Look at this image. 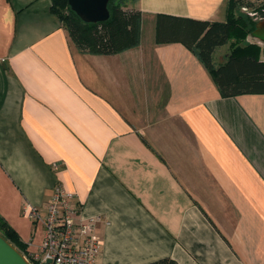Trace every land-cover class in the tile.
<instances>
[{
    "label": "crops",
    "instance_id": "0c3cea01",
    "mask_svg": "<svg viewBox=\"0 0 264 264\" xmlns=\"http://www.w3.org/2000/svg\"><path fill=\"white\" fill-rule=\"evenodd\" d=\"M229 1L127 0L140 43L100 55L51 0H0V216L27 253L44 231L23 207L60 185L97 218L93 264H264V93L224 96L185 45L156 42L159 15L225 21Z\"/></svg>",
    "mask_w": 264,
    "mask_h": 264
},
{
    "label": "trees",
    "instance_id": "16d2710c",
    "mask_svg": "<svg viewBox=\"0 0 264 264\" xmlns=\"http://www.w3.org/2000/svg\"><path fill=\"white\" fill-rule=\"evenodd\" d=\"M51 1V11L60 19L71 42L81 52L111 55L140 43L142 12L135 8H124L127 0H109V18L100 22H84L70 9L67 0ZM244 6L264 16V0H230L225 21L159 15L156 42H180L185 45L211 72L224 96L264 93V59L260 58V47L245 42L256 22L241 13H235L236 9ZM230 40L233 41L229 54L223 62L215 64V50ZM0 234L26 255V244L1 216ZM148 264L178 263L166 257Z\"/></svg>",
    "mask_w": 264,
    "mask_h": 264
},
{
    "label": "built area",
    "instance_id": "2783aa9c",
    "mask_svg": "<svg viewBox=\"0 0 264 264\" xmlns=\"http://www.w3.org/2000/svg\"><path fill=\"white\" fill-rule=\"evenodd\" d=\"M241 10L255 20L264 19L248 7H241ZM72 200L71 193L55 185L44 210L30 205L23 207V213L40 223L44 231L39 250L24 254L32 264L47 258L51 259V264H93L100 249L94 232L97 218L82 217L80 207Z\"/></svg>",
    "mask_w": 264,
    "mask_h": 264
},
{
    "label": "water",
    "instance_id": "95a60500",
    "mask_svg": "<svg viewBox=\"0 0 264 264\" xmlns=\"http://www.w3.org/2000/svg\"><path fill=\"white\" fill-rule=\"evenodd\" d=\"M70 9L84 22H100L109 18V0H67ZM251 35L264 42V19L255 23ZM0 264H32L25 255L0 234ZM39 264H51L47 258Z\"/></svg>",
    "mask_w": 264,
    "mask_h": 264
},
{
    "label": "rangeland",
    "instance_id": "374dc122",
    "mask_svg": "<svg viewBox=\"0 0 264 264\" xmlns=\"http://www.w3.org/2000/svg\"><path fill=\"white\" fill-rule=\"evenodd\" d=\"M129 1V0H128ZM127 5V4H126ZM126 5H124V8H126ZM235 13L236 14H239V13H241V14H243V15H245V16H247V17H249V18H252V20L253 21H255V22H257L258 20H255V18L254 17H252V16H249L248 15V13L246 12V11H244V10H241V8H239V11H235ZM251 36V33H249L247 36H246V39H248V38H251L250 37Z\"/></svg>",
    "mask_w": 264,
    "mask_h": 264
}]
</instances>
